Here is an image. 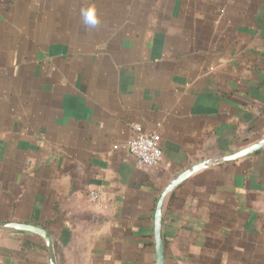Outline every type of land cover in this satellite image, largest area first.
Returning a JSON list of instances; mask_svg holds the SVG:
<instances>
[{"label": "crops", "instance_id": "0c3cea01", "mask_svg": "<svg viewBox=\"0 0 264 264\" xmlns=\"http://www.w3.org/2000/svg\"><path fill=\"white\" fill-rule=\"evenodd\" d=\"M262 136L264 0H0V223L46 230L57 264H155L163 189ZM162 238L164 264H264V148L179 185ZM0 264H49L46 245L0 228Z\"/></svg>", "mask_w": 264, "mask_h": 264}, {"label": "water", "instance_id": "95a60500", "mask_svg": "<svg viewBox=\"0 0 264 264\" xmlns=\"http://www.w3.org/2000/svg\"><path fill=\"white\" fill-rule=\"evenodd\" d=\"M264 148V136H262L254 144L240 150L239 152L211 160L203 161L199 164L186 169L181 174L176 176L161 192L155 205L154 222H153V236H154V252H155V264H164V244L162 238V225H163V208L169 195L184 181L189 179L193 174L201 171L209 166L216 164H223L225 162L234 161L262 150ZM2 229H14L18 231L28 232L41 238L48 252L49 264H57L55 251L53 247V241L50 234L39 227L20 224V223H0Z\"/></svg>", "mask_w": 264, "mask_h": 264}, {"label": "built area", "instance_id": "2783aa9c", "mask_svg": "<svg viewBox=\"0 0 264 264\" xmlns=\"http://www.w3.org/2000/svg\"><path fill=\"white\" fill-rule=\"evenodd\" d=\"M133 134L126 146L128 152L134 157L137 165L147 168L155 167L161 159L160 138L155 132L145 133L140 126H132ZM87 196L93 203L101 201V194L89 189Z\"/></svg>", "mask_w": 264, "mask_h": 264}, {"label": "clouds", "instance_id": "9594fccd", "mask_svg": "<svg viewBox=\"0 0 264 264\" xmlns=\"http://www.w3.org/2000/svg\"><path fill=\"white\" fill-rule=\"evenodd\" d=\"M83 15H84V20L86 24L92 27H95L99 23V20L95 16V13L93 10H89L88 12L83 13Z\"/></svg>", "mask_w": 264, "mask_h": 264}]
</instances>
